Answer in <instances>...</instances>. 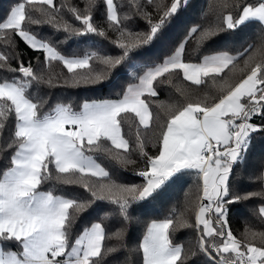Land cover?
Instances as JSON below:
<instances>
[{"label":"snow or ice","instance_id":"obj_1","mask_svg":"<svg viewBox=\"0 0 264 264\" xmlns=\"http://www.w3.org/2000/svg\"><path fill=\"white\" fill-rule=\"evenodd\" d=\"M36 2L16 0L6 16L0 17V40L14 49V37H18L31 50L42 52L49 66L54 61L61 62L72 74L71 80L65 78L63 83L73 87L102 84L121 66L143 58L147 46L162 39L191 7L189 0H167L163 4L145 0L147 5L155 4L153 15L140 0H129L134 11L132 15H122L116 0H86L83 11L68 9L80 22V27H74L68 21L57 20L61 9L54 6L53 0H39L51 9L46 23L66 33V39L89 34L107 38L105 28L93 22L97 5L104 9L107 29L117 34L111 43L121 54L113 57L89 51L76 56L63 54L29 29V25L42 23L31 14ZM217 6L226 12L224 27H190L178 46L161 61L137 65L139 71L132 73V82L115 99L85 100L79 108L58 103L44 111L47 101L34 102L28 89L34 81L56 86L53 78H38L31 62L25 65L22 59L18 67H9L15 54L0 51V69L20 74L11 80H0V136L5 132V122L14 117V132L6 148L0 149L12 152L7 167L0 170V264H106L105 257L117 249L105 245L111 237L104 221L116 215L122 218L125 228L140 223L133 212L158 202L186 175L195 177L200 193L194 209L195 224L184 219L183 214L177 220L172 215L153 219L138 247L131 250L141 254V264H186L183 246L173 241L174 231L185 227L196 228L198 252L207 257L209 264H264V232H250L251 239H238L228 223L231 205L253 197L264 198V187L241 195L232 186L234 169L246 162L254 136L264 134V48L253 51L249 44L236 54L227 50L228 42L243 31L246 22L264 26V0H219ZM232 7L240 9L237 16L228 11ZM136 15L146 20L148 31L132 29ZM191 38H195L197 49L213 38L221 41V47L203 55L199 63L185 62L183 56ZM244 57L240 79L229 83L226 70L236 68ZM94 63L103 68L96 71ZM178 73L194 85L211 79L219 94L211 100L205 94L203 101L188 102L171 111L159 126L152 142L155 151L150 153L139 126H150L151 98L158 96L157 85L171 83L169 77ZM130 115L138 118L135 150L144 167L135 174L142 178L140 184L117 183L95 158L96 153H104L123 165L136 164L128 158L132 149L123 133ZM53 181L80 184L90 198H68L57 194L54 186L44 190L43 186ZM99 201L107 203L101 205ZM93 206L102 211V216L73 236L76 218ZM258 216L264 220V203L258 208ZM125 228L114 233L121 247L126 246ZM5 242H13L15 247H5Z\"/></svg>","mask_w":264,"mask_h":264},{"label":"trees","instance_id":"obj_2","mask_svg":"<svg viewBox=\"0 0 264 264\" xmlns=\"http://www.w3.org/2000/svg\"><path fill=\"white\" fill-rule=\"evenodd\" d=\"M16 0H0V17L6 16L10 7ZM102 2V0H101ZM121 6V14L132 15L134 8L129 6V0H116ZM157 3H166L167 0H156ZM239 3L252 2V0H237ZM147 11L153 12L155 15V4L147 5L145 0H140ZM219 0H189L191 7L187 8L186 12L182 14L179 19L166 32L165 36L147 46L145 56L143 58H134L132 62H128L121 66L108 80L102 84L96 85H80L73 87L65 85L63 81L65 78L71 80L72 74L67 72V69L61 62H52L49 66L45 60L42 52L33 51L28 48L23 41L18 37L16 40V47L13 49L4 44L0 40V51L7 54H15L16 59H11L9 67H18L19 60H23L25 65L31 62L35 69L38 78L42 77L44 81L53 78V84L56 86L50 87L43 82H33L28 89V95L35 101L46 100L44 111H49L58 103L72 104L74 108L79 106L85 100L115 99L118 93L126 87L129 82H132V73L138 72L137 65L146 62H159L164 57L169 55L171 51L178 46L183 40L190 27L200 25L202 28L208 26L224 27L223 15L226 14L217 5ZM55 7L60 8L61 12L57 15V20L60 22L68 21L74 27H80V22L75 21L72 14L68 11L71 7H76L83 11L86 0H53ZM32 17L41 20L39 25H29V29L37 34L38 38L50 41L54 46L58 47L65 55L83 56L89 51H100L104 55L113 57L121 54L120 49L111 43L116 39L117 34L107 29L104 9L97 5L94 10V24L104 27L108 32L107 38L98 37L89 34L86 37H74L66 39V33L63 31H56V29L46 23L48 19L47 12L51 9L47 5H41L39 0L33 6ZM234 16H237L240 9L235 7L229 8ZM136 32L148 31V24L141 16L136 15L133 23L130 25ZM198 35V34H197ZM220 35H224L221 33ZM253 46V51L264 48V26L259 22L249 21L243 27V31L235 34L234 38L227 44V50L231 54H236L243 51L248 45ZM221 47V41L218 38L206 41L205 44L197 49L195 38H191L186 45V51L183 56L185 62L199 63L202 56L211 54L213 50H218ZM244 57L237 63V67L231 71L226 70L225 79L229 83L238 81L242 75L240 68L244 67ZM93 67L96 71H100L103 65L94 63ZM83 74V72H81ZM19 73L7 71V69H0V80L13 79L18 77ZM171 83H162L157 85L158 96L151 98L150 108L153 113V119L150 122L148 129L139 126L141 135L147 141V149L150 153L155 150L152 148V142L157 138L159 126L163 124L171 111L176 107L183 106L188 102L203 101L206 97L211 100L212 97L218 95V88L214 86L211 79H207L202 85H194L189 81L183 79L182 73L174 74L169 77ZM217 84L220 83V78H217ZM180 89V91H177ZM259 122V118H256ZM6 123V129L2 136H0V149H5L7 142L10 140L14 132V117L10 116ZM138 127V118L129 116L126 123L123 125V133L125 138L129 140L132 151L128 154V158L136 161V164L123 165L116 160L110 159L104 153H96L95 158L103 167L108 169L111 178L117 183L125 184H140L143 182L142 178L135 173L144 167L143 161L139 158L136 149L135 138ZM107 143V142H106ZM107 146H111L108 144ZM12 154L10 150L0 151V170L7 167L9 157ZM123 154V153H121ZM264 134H257L253 138V146L248 154L245 163L237 166L233 173L232 186L236 193L246 194L248 192L260 191L264 187ZM96 181L95 177L91 178ZM55 187L57 194L65 195L68 198H75L84 201L90 198L88 193L80 184H62L50 182L44 185V190ZM199 189L195 177L186 175L182 179L174 183L164 196L155 203L148 204L143 208H137L133 215L140 218V223H132L125 228L122 218L113 215L107 221H104L106 233L111 237L105 241L106 247H115L117 250L105 257L106 264H141L142 256L132 252L131 250L138 247L142 241L143 235L146 232L147 225L153 220H161L169 215H172L174 220H177L181 214L183 218L189 223L195 224V204L197 203V196ZM98 204H106V201H99ZM264 203V198L253 197L249 200L240 201L239 203L230 206L228 214L229 227L233 234L238 239H251L250 232H264V220L258 216V208ZM105 208L104 211H108ZM102 211H99L95 206L88 209L85 213H81L76 218V223L73 225V236L79 234L84 226L90 225L91 222H97L102 216ZM121 228H125V247H121L120 240L114 235ZM173 241L176 244L182 245L184 253L188 257L186 264H209L207 257L198 252V232L195 227L177 228L173 233ZM257 242H259L257 240ZM5 247L14 248L13 242H5ZM195 253V255H193Z\"/></svg>","mask_w":264,"mask_h":264},{"label":"rangeland","instance_id":"obj_3","mask_svg":"<svg viewBox=\"0 0 264 264\" xmlns=\"http://www.w3.org/2000/svg\"><path fill=\"white\" fill-rule=\"evenodd\" d=\"M105 168V167H104ZM106 169V168H105ZM108 171V169H106Z\"/></svg>","mask_w":264,"mask_h":264}]
</instances>
